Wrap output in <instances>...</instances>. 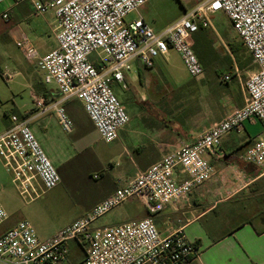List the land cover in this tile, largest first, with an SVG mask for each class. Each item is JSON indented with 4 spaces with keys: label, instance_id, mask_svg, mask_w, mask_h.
Instances as JSON below:
<instances>
[{
    "label": "built area",
    "instance_id": "obj_1",
    "mask_svg": "<svg viewBox=\"0 0 264 264\" xmlns=\"http://www.w3.org/2000/svg\"><path fill=\"white\" fill-rule=\"evenodd\" d=\"M31 1L38 14L53 11L58 22V45L44 56L26 37L17 41L24 57L35 62L44 82L54 84L60 97L48 105L35 96V107L40 115L52 111L62 130L70 133L74 123L64 103L80 100L105 143L116 141L129 123L114 85L128 89L125 73L132 69L133 60L152 69L160 56L173 50L191 77H201L204 67L189 39L200 29L212 27L218 13L228 18L250 52L257 68L245 83L246 104L201 132L194 143L167 154L133 178L118 180L113 194L48 239H40L28 221L0 234V264H68L72 242L84 252L82 264H186L197 256L198 248L182 229L162 235L152 218L99 228L94 224L131 198L142 200L150 214L187 199L214 175L205 155H215L222 139L243 132L248 121H259L263 136L246 149L241 160L264 172V0H202L158 31L141 17L127 20L150 0ZM0 19L8 21L9 12H0ZM230 80V75L223 77L225 82ZM9 121L0 134V159L20 195L33 200L40 192L56 188L61 175L28 118L9 115ZM179 172L182 179L177 178ZM8 219L9 213L0 204V228Z\"/></svg>",
    "mask_w": 264,
    "mask_h": 264
},
{
    "label": "crops",
    "instance_id": "obj_2",
    "mask_svg": "<svg viewBox=\"0 0 264 264\" xmlns=\"http://www.w3.org/2000/svg\"><path fill=\"white\" fill-rule=\"evenodd\" d=\"M201 1L189 0L187 6L182 3L183 8L189 7L183 14ZM5 11L9 12V20H3L4 25H0L2 76L6 75V69H10L9 65L13 63L4 51V43L7 40L12 38L17 45V41L24 36L37 49L40 56L48 54L58 45L56 39L58 22L53 11L38 14L31 0H3L0 3V12ZM137 13L138 16L131 20L141 17L157 31L166 26L158 25L154 18L146 14L139 11ZM226 19L228 20L227 17ZM13 20L16 24L10 26ZM209 29L217 32L212 25L210 28L200 29L189 39L204 67V73L199 78L192 77V82L184 84L183 87L177 85L169 70L165 69L167 76L162 74L160 63L166 60L169 54L160 56L152 69H147L138 59L133 60L132 69L125 73L127 95L121 101L130 120L119 131L116 141L112 143L102 141L83 103L77 99L82 104L85 120L89 124L87 129L81 132L80 148L91 149L93 143L87 140V137L95 134L109 150L108 153L94 152L92 155V162L96 167L95 172L88 175V180L97 184L93 192L94 199L88 204H82L77 216L67 226L85 216L113 194L118 187V180L133 178L140 171L160 162L167 154L183 145L194 143L201 132L246 104L248 95L245 83L257 67L246 73V79L245 74L240 72L245 70L244 66H239L237 63L231 73L220 72L217 69L209 70L207 64L213 58L215 47ZM34 65L36 67V64ZM225 75H230L231 80L223 81ZM31 95L33 102L34 97L37 96L44 98L48 105L60 100L56 86L55 91L46 89L44 93L43 87L35 89L33 84ZM9 115L5 118L4 128L0 134L10 126ZM18 116L28 118L33 132L52 160V146L58 145V137L53 131L49 132L48 125L53 122L58 124L54 113L50 111L40 115L34 104L31 111ZM73 123L72 132L76 127L75 121ZM256 124L261 125L257 120L246 122L243 132L231 133L222 139L215 155H205L214 167V175L194 189L187 199L169 204L163 210L150 214L142 200L131 198L104 216H110V219L95 226L98 228L118 226L135 219L152 218L162 235L182 229L186 237L195 243L198 254L186 264H264V208H262L264 206L257 200L260 198L259 192L256 193V189H253L264 180V172L241 160V155L246 149L263 136V131L255 136L251 134V129ZM43 139L49 140L50 145H47ZM60 163V167L65 165L64 161ZM183 177L180 172L177 173L178 179ZM247 210L251 214L244 218ZM256 211L263 212L255 214ZM18 222L9 215L0 234L14 227ZM48 238L50 237L45 239Z\"/></svg>",
    "mask_w": 264,
    "mask_h": 264
},
{
    "label": "rangeland",
    "instance_id": "obj_3",
    "mask_svg": "<svg viewBox=\"0 0 264 264\" xmlns=\"http://www.w3.org/2000/svg\"><path fill=\"white\" fill-rule=\"evenodd\" d=\"M188 1L152 0L138 11L154 18L158 25L167 26L178 19L184 10L189 8L182 7V3L187 6ZM138 14L137 12L131 13L127 20L137 17ZM211 22L217 32L213 29L208 30L215 43L213 58L207 64L208 69L231 73L239 64V66H244L243 69L245 70H240V72L245 74L246 79V73L256 67L253 61L249 62L250 52L240 44L238 36L234 33L223 13H219L218 16L212 18ZM13 24H16V21H11L9 25L12 26ZM0 25H4V21L0 22ZM4 45V51L13 61L9 65L10 69H6V75L15 76L9 82L0 73V131L4 128L6 115L24 114L26 111L33 109L34 102L31 95L33 84H35V89L43 87L49 89V91H55L54 84H46L42 81L43 74L35 67V62H30L24 57L12 38L7 40ZM160 67L164 76H167L165 69L170 71L178 86L183 87L184 84L193 80L176 51L171 50L166 60L164 59L160 63ZM170 85L173 86L171 83ZM114 92L120 101H123L124 96L127 95V91H123L117 84L114 85ZM64 107L75 121L74 131L65 133L56 122L48 125L49 132L53 131L58 137V145L52 146L53 157H51V161L57 169L60 168V161L65 162L61 174V183L56 188L40 192V195L33 200L21 196L0 159V204L14 220L30 222L37 235L42 239L55 235L58 230L67 226L77 216L80 206L85 203L88 204L94 199L93 192L97 184L95 181L88 180V175L94 173L96 167L92 162V155L94 152L99 154L108 153L109 150L108 146L98 140V136L95 134L87 137V140L93 143V147L88 150L81 149L79 146L81 132L89 126L85 120L82 104L77 99H72ZM261 131H263L261 125L256 124L252 127L251 134L254 136L259 135ZM43 140L45 141V139ZM45 142L50 145L49 140L46 139ZM253 189H256V193L259 192L260 198L257 200L264 206V180ZM262 212L256 211L255 214ZM248 214L251 213L247 210L244 218H247ZM110 218V216L103 217L96 221L94 226L101 225ZM3 226L5 227V225ZM3 226L0 228V232L3 230ZM83 260V250L76 243H71L68 264H82Z\"/></svg>",
    "mask_w": 264,
    "mask_h": 264
},
{
    "label": "trees",
    "instance_id": "obj_4",
    "mask_svg": "<svg viewBox=\"0 0 264 264\" xmlns=\"http://www.w3.org/2000/svg\"><path fill=\"white\" fill-rule=\"evenodd\" d=\"M240 42H241V41H240ZM240 44L243 45L242 42H241ZM243 46H244V45H243ZM252 61H253V58H252V56H250V61H249V62H252ZM43 91H44V93H46V88H43ZM6 117H7V115H6ZM24 118H26V116H25ZM63 167H64V166H62V167H60V168L58 169V171H59L60 174L63 173Z\"/></svg>",
    "mask_w": 264,
    "mask_h": 264
}]
</instances>
